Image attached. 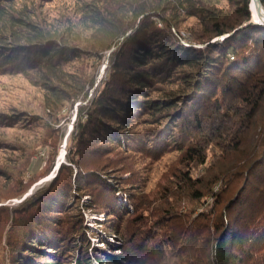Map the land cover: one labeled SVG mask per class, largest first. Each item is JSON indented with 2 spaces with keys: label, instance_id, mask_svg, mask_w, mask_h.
Wrapping results in <instances>:
<instances>
[{
  "label": "trees",
  "instance_id": "1",
  "mask_svg": "<svg viewBox=\"0 0 264 264\" xmlns=\"http://www.w3.org/2000/svg\"><path fill=\"white\" fill-rule=\"evenodd\" d=\"M10 1L0 0V65L22 73L34 70L43 80L62 84L69 74L63 66L92 51L93 72L82 82L90 87L103 52L111 51L106 78L79 107L67 153L75 171L71 164H62L46 186L19 205L0 204V264H88L90 245L82 212L77 215L75 210L76 194L90 195L86 207L95 208L93 202L103 206L109 210L107 217L142 220L117 199L116 180L98 174L99 165L91 166L89 156L102 154L110 142L123 147L141 142L131 122L144 110L154 120L141 132H147V146L161 151L174 146L180 161L188 164H206L212 153L208 175L192 180L186 172L183 177L199 212L187 217L182 210L168 209L166 217L182 215L183 223L173 221L169 230L163 221L156 223L172 232L167 240L174 253L167 264H264V26L237 28L251 16L249 0H227L229 9L204 0H113L118 16L98 0H83L78 21L91 26L83 40L72 36L68 25L50 30L5 11L3 3ZM180 14L203 25L204 45L191 44L195 39L177 24ZM180 65L188 67L176 74L182 88L153 97V81ZM44 82L52 95L68 100L62 87ZM54 143L48 136L45 144ZM17 179L23 186L0 201L16 197L34 180L27 181L24 174ZM126 234L117 247L120 252L108 263L150 264L146 254L154 249L146 246L149 237L140 229ZM75 238L83 247L74 255ZM91 248L94 252L99 247ZM100 250L105 254L107 249Z\"/></svg>",
  "mask_w": 264,
  "mask_h": 264
},
{
  "label": "rangeland",
  "instance_id": "2",
  "mask_svg": "<svg viewBox=\"0 0 264 264\" xmlns=\"http://www.w3.org/2000/svg\"><path fill=\"white\" fill-rule=\"evenodd\" d=\"M81 1L83 0H28L27 2L12 0L3 3V7L5 11L18 12L22 17L35 20L46 29L61 30L68 25L69 33L72 36H80L79 40H83L86 39L91 26L84 21H78L81 20L79 6ZM98 1L102 6L113 9V13L117 16L120 15L113 0ZM204 2L224 9H229L231 6L227 0H204ZM168 17L172 19V16ZM176 20L184 34L191 40L195 39L191 44L204 45L201 40L206 37L203 36L206 32L195 17L180 14ZM110 51L111 49L103 52L105 55L98 63L97 70L94 71L95 78L90 87L82 82L88 80L93 72L91 64L95 57L92 51L82 53L80 57L71 59L63 66L69 74L68 82L62 84L43 80L34 70L22 73L9 68L10 66H6V63L0 65V117L8 115L14 118L9 122L0 119V196H6L5 194L17 191L23 186V183L17 179L18 175L24 174L27 181L34 178L22 193L6 201H0V204L19 205L26 197L46 186L58 174L62 164H71L75 171V165L69 162L67 156L73 127L78 117L79 107L89 102L102 80L106 78ZM172 66L168 74L153 81L150 87V94L153 97L173 94L182 88V78H178L177 75L188 67ZM44 81L62 87L64 92L70 95L68 100L52 95L45 87ZM49 105L51 107H47ZM24 116L29 118L22 120ZM152 118L144 110L131 122L133 128L131 130L138 131L137 135L140 136L141 142L133 141L134 144L128 147L119 145V142H110L103 149L102 154L94 153L89 156L92 164L88 161L89 158L85 159L91 166L99 165L98 174L107 175L109 182L114 183L116 180L114 185L120 188L116 191L117 199L128 205L130 213H138L136 215L142 216V220H139L138 216H134V219L115 215L107 217L109 210H105L103 206L98 207L93 202L95 208L86 207V203L91 202L90 195L76 194L78 206L75 210L78 212L77 215L82 212L80 218H84L85 223L82 230L86 234V244L90 245L88 264H110L109 257L120 252L117 247L121 240L126 238V233L137 229L149 237L147 248L154 249L146 254L147 263L167 264L170 260L169 256L174 253L168 246L167 240V235H171L172 232L169 233L162 225L156 227L157 221L160 223L163 221L162 224L167 228L172 226L173 221L174 225L179 226L183 219L182 215L188 217L193 212H199L198 201L192 197L191 190L183 177L186 172L190 173L192 180L208 175L206 168L211 165L212 153L209 152L206 164L196 162L188 164V162L180 161V152L174 146L163 151L152 145L147 146L150 144H146L147 142L143 140L147 132L145 134L141 132L151 127L149 119L152 121ZM48 136L54 140V145L45 144ZM55 147L57 150L54 149ZM30 150L32 151L28 155ZM96 151L102 150L96 149ZM189 182L192 184L191 180L187 181ZM209 200L211 201V198ZM168 209H179L184 214L173 220L172 216L166 217ZM8 220L9 218L7 222ZM177 232L178 229H175V234ZM4 239L5 237L2 238ZM36 245L43 247L38 243ZM82 245L78 238L73 240L74 255ZM92 246L99 248L93 252ZM108 247L113 250L110 248L109 250ZM100 249L107 250L105 254H101Z\"/></svg>",
  "mask_w": 264,
  "mask_h": 264
},
{
  "label": "water",
  "instance_id": "3",
  "mask_svg": "<svg viewBox=\"0 0 264 264\" xmlns=\"http://www.w3.org/2000/svg\"><path fill=\"white\" fill-rule=\"evenodd\" d=\"M248 6L251 16L249 19L243 21L237 28H244L251 24H259L264 26V6L261 0H249ZM254 12L255 17L253 16ZM224 36H227V33L222 35L220 38H223Z\"/></svg>",
  "mask_w": 264,
  "mask_h": 264
},
{
  "label": "bare ground",
  "instance_id": "4",
  "mask_svg": "<svg viewBox=\"0 0 264 264\" xmlns=\"http://www.w3.org/2000/svg\"><path fill=\"white\" fill-rule=\"evenodd\" d=\"M253 16L255 17V12L253 13Z\"/></svg>",
  "mask_w": 264,
  "mask_h": 264
}]
</instances>
